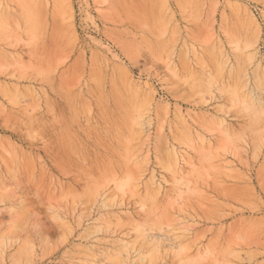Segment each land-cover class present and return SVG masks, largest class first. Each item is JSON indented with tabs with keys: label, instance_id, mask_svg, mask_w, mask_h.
Segmentation results:
<instances>
[{
	"label": "rangeland",
	"instance_id": "1",
	"mask_svg": "<svg viewBox=\"0 0 264 264\" xmlns=\"http://www.w3.org/2000/svg\"><path fill=\"white\" fill-rule=\"evenodd\" d=\"M0 264H264V0H0Z\"/></svg>",
	"mask_w": 264,
	"mask_h": 264
},
{
	"label": "bare ground",
	"instance_id": "2",
	"mask_svg": "<svg viewBox=\"0 0 264 264\" xmlns=\"http://www.w3.org/2000/svg\"><path fill=\"white\" fill-rule=\"evenodd\" d=\"M191 86H192V85H191ZM221 89H222V88H221ZM235 89H236V88H235ZM223 90H224V89H223ZM227 90H230V89L227 88ZM218 92H219V91H218ZM234 92H235V91H234ZM99 100H100V99H99ZM102 101H103V100H102ZM243 101H244V100H243ZM243 101H242V102H243ZM251 102H252V100H251ZM253 104H254V103H253ZM245 105H246V104H245ZM250 105H251V104H250ZM253 106H254V105H253ZM103 107H104V105H103ZM100 108H101V107H100ZM247 108L249 109V107H247ZM103 109H104V108H103ZM250 110H251V109H250ZM244 111H245V110H244ZM248 111H249V110H248ZM256 115H257V114H256ZM69 117H70V116H69ZM252 117H253V116H252ZM74 120L76 121V119H74ZM256 120H258V119H256ZM254 124H255V123H254ZM89 178H92V177L89 176ZM90 180H91V179H90ZM93 180H94V179H93ZM88 181H89V180H88ZM94 181H96V180H94ZM101 181H102V180H101ZM91 182H92V181H91ZM124 182H125V181H124ZM95 183H96V182H95ZM97 183H98V182H97ZM125 183H126V182H125ZM188 184H189V183H188ZM91 185L93 186V184H91ZM94 185H95L96 187H92V189H94V188L98 189L97 187L100 186V185L98 186V185H96V184H94ZM121 185H122V184H121ZM118 186H119V185H118ZM122 187H123V186H122ZM118 188H119V187H118ZM169 188H170V187H169ZM92 189H90V191H86V192H90V193H91V192L93 191ZM99 189H101V187H99ZM99 189H98V190H99ZM88 190H89V188H88ZM91 190H92V191H91ZM83 192H85V190H83ZM93 192H96V191H93ZM100 192H101V191H100ZM96 193H99V192H96ZM78 195H79V194H78ZM86 195H87V194H86ZM86 195H84V196H86ZM88 195H90V194L88 193ZM88 195H87V196H88ZM92 195H93V193H92ZM92 195H90V196H92ZM87 196H86V198H88ZM79 197H81V195H80ZM93 198H94V197H93ZM155 226H156V225H155ZM155 226H154V227H155ZM137 227H138V226H137ZM154 227H153V228H154ZM138 235H139V234H138ZM137 237H138V236H137ZM137 237H136V238H137ZM138 238H140V237H138ZM138 238H137V239H138ZM141 238H142V237H141ZM150 253H151V252H150ZM145 255H146V254H145ZM18 256H19V255H18ZM148 257H149V256H148Z\"/></svg>",
	"mask_w": 264,
	"mask_h": 264
}]
</instances>
